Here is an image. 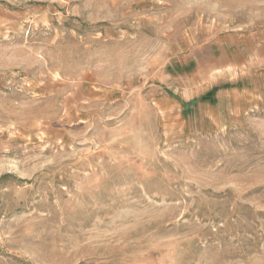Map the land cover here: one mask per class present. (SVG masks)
Segmentation results:
<instances>
[{"label":"rangeland","instance_id":"obj_1","mask_svg":"<svg viewBox=\"0 0 264 264\" xmlns=\"http://www.w3.org/2000/svg\"><path fill=\"white\" fill-rule=\"evenodd\" d=\"M236 33L264 0H0V264H264V109L208 107Z\"/></svg>","mask_w":264,"mask_h":264},{"label":"crops","instance_id":"obj_2","mask_svg":"<svg viewBox=\"0 0 264 264\" xmlns=\"http://www.w3.org/2000/svg\"><path fill=\"white\" fill-rule=\"evenodd\" d=\"M218 42L223 44L218 55L214 57L217 59L221 56L222 61H230L234 68L235 78L229 82L230 86L221 83L225 87H217L220 91L229 90L231 92L230 103L225 106L223 100H228V97L215 93L216 100L208 104V107L213 108L212 112L217 116L241 115L264 109V33L260 35L236 33L221 37L216 44ZM204 46H207L205 52L209 55L210 50L215 48L212 43ZM214 89H216L215 86L206 87L204 96ZM223 107L226 110H223Z\"/></svg>","mask_w":264,"mask_h":264}]
</instances>
